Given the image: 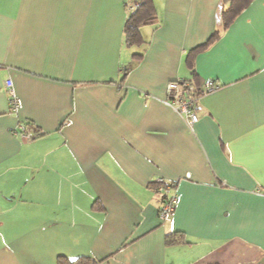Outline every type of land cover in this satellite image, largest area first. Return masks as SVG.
I'll use <instances>...</instances> for the list:
<instances>
[{
    "label": "crops",
    "instance_id": "0c3cea01",
    "mask_svg": "<svg viewBox=\"0 0 264 264\" xmlns=\"http://www.w3.org/2000/svg\"><path fill=\"white\" fill-rule=\"evenodd\" d=\"M153 2L138 48L131 0H0V264H264V0L225 30V0ZM178 77L221 84L192 128L163 102Z\"/></svg>",
    "mask_w": 264,
    "mask_h": 264
},
{
    "label": "trees",
    "instance_id": "16d2710c",
    "mask_svg": "<svg viewBox=\"0 0 264 264\" xmlns=\"http://www.w3.org/2000/svg\"><path fill=\"white\" fill-rule=\"evenodd\" d=\"M253 0H225L223 3H227L226 6L221 5L219 11V17L222 22V28L227 29L230 24L236 19V17L250 5ZM134 3L135 8L129 11V15L126 18L123 27L124 40L127 46L129 47H144L146 45V41L141 34V27L147 24H152L156 21V10L154 6L153 0H131ZM219 31H215L211 34L209 39L192 49L189 50L188 55L186 56V63L189 68L193 69L194 57L199 52L206 49L211 43H213L219 37ZM144 50V49H143ZM142 50V51H143ZM142 51L133 52V57L140 58L142 56ZM189 85V90L194 96L203 95L202 89H194L192 87V80H187ZM35 135L32 138L36 137L38 131L34 132ZM155 185V189L157 191L158 184L156 182H152ZM171 182H167L169 184ZM179 232H172L165 235L166 244H175L182 242V238L178 235ZM101 262L100 259H95L89 256H82L76 259L70 260L63 255L57 257V264H99Z\"/></svg>",
    "mask_w": 264,
    "mask_h": 264
},
{
    "label": "built area",
    "instance_id": "2783aa9c",
    "mask_svg": "<svg viewBox=\"0 0 264 264\" xmlns=\"http://www.w3.org/2000/svg\"><path fill=\"white\" fill-rule=\"evenodd\" d=\"M134 3H130L129 9H134ZM220 83L213 79L207 78L204 80L202 93H210L220 87ZM5 89L8 95L9 107L12 111H15L18 107V101L15 91L12 86V82L7 79L5 81ZM200 97V96H199ZM199 97L191 94L189 85L186 79L178 77L169 81L165 88L164 103L171 107L177 114L184 117L187 125L192 128L197 121V115L195 113V107ZM22 130V135L26 139L32 138L34 134L28 133L24 130L22 125L19 126ZM158 184L157 192L160 195V205L158 207V218L160 222H164L166 218L174 212L177 204L176 183L171 182L167 184L165 179L158 177L155 179Z\"/></svg>",
    "mask_w": 264,
    "mask_h": 264
},
{
    "label": "rangeland",
    "instance_id": "374dc122",
    "mask_svg": "<svg viewBox=\"0 0 264 264\" xmlns=\"http://www.w3.org/2000/svg\"><path fill=\"white\" fill-rule=\"evenodd\" d=\"M156 180H154L153 182H155ZM158 193V192H157Z\"/></svg>",
    "mask_w": 264,
    "mask_h": 264
}]
</instances>
